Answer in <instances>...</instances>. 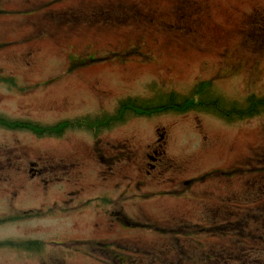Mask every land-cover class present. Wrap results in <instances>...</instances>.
<instances>
[{
	"label": "rangeland",
	"instance_id": "obj_1",
	"mask_svg": "<svg viewBox=\"0 0 264 264\" xmlns=\"http://www.w3.org/2000/svg\"><path fill=\"white\" fill-rule=\"evenodd\" d=\"M153 1L159 3L156 18L150 11ZM195 1L204 0H0V78L15 80L14 85L0 81V118L38 127L88 122L80 114L96 109L92 82L107 91L109 105L129 97L154 105L171 93L188 97L202 81H212L215 95L229 102L242 104L252 94L264 98V0H210V9L203 4L202 21L194 18ZM141 38L146 43L142 52L153 58L117 51ZM30 48L36 56L28 65L24 55ZM88 49L99 61L89 63L92 55L78 57L75 64L90 66L64 76L68 59ZM117 124L112 143L136 152L140 167L142 143L157 141L164 133L170 157L183 168L181 174L171 170L163 185L134 187L136 198L126 200L131 192L123 197L122 210L111 206L110 199H97L101 192L111 194L112 184L93 186L86 167L75 181H54L56 137L62 132L64 137L85 136L86 127L36 135L0 126V264H115L107 254L120 249L102 244L120 238L139 241V264H264V237L255 247H230L220 237L224 228L219 234L212 230L216 193L234 192L239 207L250 198L237 213L264 207V115L228 123L195 111L185 116L134 114ZM59 145L63 151L67 142ZM42 155L49 159H40ZM30 161L41 165L33 178L27 173ZM230 171L232 187L222 174ZM128 174L124 165L117 170L116 180L124 183L112 196L127 190ZM199 175L208 178L188 188L184 181ZM72 190L80 197L64 203ZM104 209L118 212L112 227ZM258 210L263 216L250 227L261 224L262 232L264 209ZM12 218L19 219L4 221ZM125 222L167 227L142 234L121 227L129 226ZM241 227L235 224L236 231ZM157 240L159 256H170L175 247L165 262L148 254L153 249L146 241ZM217 253L224 258L211 261Z\"/></svg>",
	"mask_w": 264,
	"mask_h": 264
},
{
	"label": "flooded vegetation",
	"instance_id": "obj_2",
	"mask_svg": "<svg viewBox=\"0 0 264 264\" xmlns=\"http://www.w3.org/2000/svg\"><path fill=\"white\" fill-rule=\"evenodd\" d=\"M207 5V9H210V0H204V1H195V14L194 17L196 21L200 20L202 21L204 17L203 12V4ZM157 2H151L150 5V11L153 12V15L155 12H159V8H156L155 6L158 5ZM209 12V11H207ZM155 17V15H154ZM157 17V16H156ZM155 17V18H156ZM154 20V19H153ZM216 38V37H215ZM146 45L145 41L141 38L138 40V42L133 45L131 48L128 49H117V51H128V52H134L137 53L138 56L141 57H148L153 58L152 56H149L142 52V49H144V46ZM146 49V48H145ZM112 51V50H110ZM84 54L77 56V57H70L66 63V69L64 72V76H75L78 72H82L86 70V67L90 66L88 63L83 64H75L74 61L78 57H87L92 58L94 56L95 58L92 61H89V63L97 62L99 59L96 57V54L92 52V50L88 49L83 52ZM36 56V50L33 48H30L28 52L24 55L27 64L30 65L31 61ZM110 58V57H108ZM126 60V59H125ZM99 61V60H98ZM122 61V60H121ZM124 61V60H123ZM62 82V81H60ZM58 84V83H57ZM40 86V85H39ZM90 89L93 93H96L97 97V105L96 109L94 111L88 110L87 112H84L83 114H80L82 117L88 119V120H94V123L86 125V133L85 136L76 135L75 133L69 136L64 137L60 136L57 139V142L55 144V151L54 154L55 158L57 159L56 165L54 168L56 169V173L54 174V181L62 182H71L79 179L82 177V169L84 167L88 168V177L92 181V185L95 186V184H105V183H111V187L113 189V192L111 194L107 192H101L100 195H103L105 199L111 200V206L122 210L125 206L121 204V200L124 196L128 195L129 192L132 193V196L126 200H133L136 198V194L134 192V187L138 190H141L142 187L149 185V184H155L157 186L163 185L165 181V177L167 174L172 170L175 171L177 174H181L183 172V168L180 165L179 167H176L174 159H172L168 153L169 148V141L165 140V134L160 133L159 139L157 141H153L152 143H142V149L143 154L142 155V161L143 166L140 167L139 163V156L136 154V152L128 149V146H126L125 150L120 149V147H123V145H118L116 143H112L114 140L113 133L114 128L118 127V121L122 120L124 117H130V116H137L142 113H148V111H145L147 109L146 106H141L138 102V100H132L130 101H123L121 100L119 103L113 102V105L107 103L104 98H106L107 91L102 90L100 86L98 85V82H92L90 83ZM117 107V108H116ZM114 111L112 112V110ZM188 111L184 113L178 114V116H185V114ZM129 115V116H128ZM159 131V130H158ZM65 140L67 142V146L63 151L59 150V144ZM208 141V137H205L204 143ZM139 154V151H137ZM46 156L42 155L40 156V159H49L45 158ZM52 157V159H54ZM129 161V163H128ZM123 165L126 166V168L130 169V175H125L124 179L129 180L126 183L127 190L125 191H119L118 197L112 196L115 195L124 183L123 180H116V172L118 169H123ZM40 166L39 161H30L28 163V169L27 173L28 176L33 178L34 172L37 170L36 167ZM138 166V167H137ZM234 174L228 173L227 175V185L229 187H232V181ZM202 180V176H196L193 181L192 180H186L184 181L187 185V187H191V183L197 184L198 180ZM182 182V181H181ZM180 182V183H181ZM168 183V182H167ZM115 190V192H114ZM80 192V190H78ZM102 191V189H101ZM117 191V192H116ZM81 193V192H80ZM66 198L64 199V203L69 204L72 200L69 199V197L73 196H79L76 194V191H68L66 193ZM254 198H256L254 196ZM97 199H100V197H97ZM251 199L245 198L244 201H242V207L239 205H236L235 202V194L234 192L229 191L226 194H215L214 199V209H213V219H215V226L212 230H214L215 234H219L220 228H224L223 234L220 237L226 238V242L230 244H236L237 247H244V244L255 247L254 242H257V239H263L264 237V228L261 232L262 225L260 224L258 227H250V222H254L253 220H256L257 217L263 216V214H259L260 210L258 209H264V207L257 206L254 208L249 209L251 212L242 211L241 213H237V209L246 207V205L249 203ZM128 204H131L132 206H137V202H130ZM120 205V207H118ZM105 210V215L107 216V224L108 226L112 227L111 222L114 221V218L118 215L117 211H108ZM123 222L122 220L120 223ZM118 223V224H120ZM129 226L121 225V227H127L131 228L130 232L138 231L140 233H149L151 231L158 233V232H164L166 229L164 227L167 226H160L156 225L152 229H148L149 226L143 225V224H133L130 222H125ZM238 223L242 225L241 228H239L238 231L235 230V224ZM114 224V223H113ZM96 227L99 226V224L95 225ZM201 227V226H196ZM201 230H203V227H201ZM199 230V231H201ZM218 236V237H217ZM214 237L219 239V235H215ZM121 240H110V244H114L115 248L120 249L119 253H116L113 255L107 254L108 259H113L116 264H139V247L138 242L133 239L129 240H123V238H120ZM224 240V239H222ZM147 242V245H149L153 251L148 253L150 254L151 258L156 261H160V259H163L162 262H165L169 257L174 256L173 249L175 247H171L169 251L172 253L170 256L168 254H163L162 256H159L156 254L155 250L159 249V246L157 243H160L158 240L154 242ZM219 242V240H218ZM162 247H165V241H161ZM106 245V244H102ZM144 254V253H143ZM153 254V255H151ZM218 256V253H217ZM180 258L183 257L179 255ZM184 263V261H180L179 264Z\"/></svg>",
	"mask_w": 264,
	"mask_h": 264
},
{
	"label": "trees",
	"instance_id": "obj_3",
	"mask_svg": "<svg viewBox=\"0 0 264 264\" xmlns=\"http://www.w3.org/2000/svg\"><path fill=\"white\" fill-rule=\"evenodd\" d=\"M0 81L5 82L8 85H14L15 82L12 78H0ZM211 84L212 83L210 81L197 84L192 94L188 97H182L172 93L166 99L161 100L158 104L154 106H147L146 111L153 114L167 111L183 112L192 108L195 111H206L217 115L229 122L242 121L264 115L263 97L252 94L249 95L242 104L238 102H229L216 96L212 90ZM87 124L88 123H85L84 120L65 121L53 127L42 128L28 123H9L0 119V126L8 128H24L39 135H52L56 132H61L68 127H81ZM18 219L19 218H12L4 221H15Z\"/></svg>",
	"mask_w": 264,
	"mask_h": 264
}]
</instances>
